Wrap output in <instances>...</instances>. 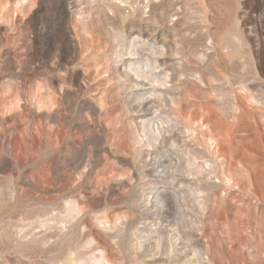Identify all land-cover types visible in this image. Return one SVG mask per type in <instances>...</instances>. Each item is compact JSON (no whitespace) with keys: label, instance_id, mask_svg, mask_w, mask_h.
Returning <instances> with one entry per match:
<instances>
[{"label":"rangeland","instance_id":"1","mask_svg":"<svg viewBox=\"0 0 264 264\" xmlns=\"http://www.w3.org/2000/svg\"><path fill=\"white\" fill-rule=\"evenodd\" d=\"M0 264H264V0H0Z\"/></svg>","mask_w":264,"mask_h":264}]
</instances>
